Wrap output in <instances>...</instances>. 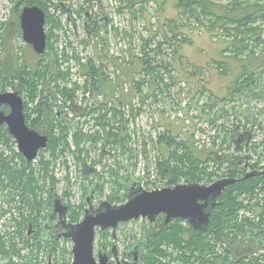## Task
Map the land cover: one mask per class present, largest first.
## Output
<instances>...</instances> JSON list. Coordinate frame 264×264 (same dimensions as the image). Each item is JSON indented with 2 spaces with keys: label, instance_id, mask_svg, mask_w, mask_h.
<instances>
[{
  "label": "flooded vegetation",
  "instance_id": "obj_1",
  "mask_svg": "<svg viewBox=\"0 0 264 264\" xmlns=\"http://www.w3.org/2000/svg\"><path fill=\"white\" fill-rule=\"evenodd\" d=\"M261 2L262 5H259L260 10L257 12L258 15H264V0ZM65 4L67 5L66 2L58 4L52 2V7L54 8H50V12L45 11L41 7L46 13L45 30L47 37L50 31V19L48 20V15L49 18L51 17L50 15H54L53 18L61 20L63 24L64 22L72 24L74 31L79 33L80 28H82L80 27L81 22L76 23L74 21L75 19L72 16L73 10V14L77 16L78 20L81 19L82 21L84 19V31L94 41L96 49V55L93 57L94 65L97 68H101V73H104L113 64V61H116L118 69H120L124 58L127 59L126 54L121 52L122 55L120 57L112 56L109 50L111 47H106V43L102 39L105 38L109 42L112 31L116 36L120 32V37L117 36L120 41L127 37L125 32L118 30L119 25L123 24L122 18L120 24H116L113 16L110 15L112 9L123 8L124 10H128L126 3L121 0H80L79 2H70L69 7L65 6ZM32 5L39 6L38 4L18 2L13 8L10 20L0 17V23H2L0 24L1 63H4V56L6 59V52H10L9 48H3L1 43L12 36L22 38L25 46L31 48L39 58L38 60L31 61L25 49V51L19 54V60H14L13 65L11 64V66L6 67L4 63L5 67H0V72L5 74L7 69L9 75L4 83L6 88L2 92L0 91V93L18 92L22 96L27 126L35 129L32 127L35 124L34 121H39V124H37V129L39 128V130H35L43 135H47L48 142L45 147L38 150L32 160H28L20 148L18 151L14 150L11 152V154L14 153L13 159H16L20 154L26 158V163H22V160L21 162L14 161L12 164H18L19 168H24V172H22V175H25L23 180L31 186L33 197L31 203L25 202L13 185L9 183L2 185L0 183V220L6 222L4 225L0 224V229H7V234L14 235L15 237L13 244L8 243L6 245L8 250H14L16 242L19 246L25 245L24 264H73L74 241L64 236L57 239V236L63 233L65 231L64 227H66L60 222L61 210L65 206L68 207L66 216H64L66 222L79 223L84 220L91 206L95 209L104 202H108L113 206L125 204L128 201L127 194L130 185L138 181L140 187L143 186L142 188L146 191L169 186L173 187L175 183L188 185L193 183H188L187 179L182 178H178L177 180L167 170L166 175L162 174L161 170L158 169L162 165L161 159L159 160L160 166H157V169L163 175V178H165L163 183L150 182L147 179L148 175H144L143 179L138 177L127 179L119 174L116 168H123L125 171L130 172L129 168L123 167L121 163L114 167L108 164V161L112 158L114 160L115 158H123L128 153L127 151L119 153L117 147L76 145L73 148L69 145L67 147L49 145L50 136L52 137L51 131L56 136H60L55 128L56 124L50 126L46 123L45 116L47 115L40 116L36 108V105L40 101H35L34 99L28 100L26 97L27 92H25L33 71L36 70L37 72L41 68H43L42 70L46 68L45 66L48 64L49 59L48 55L55 57L54 51L48 45L46 51L43 54H39L31 44H27L24 40L20 12L23 7ZM257 14L251 17H256ZM88 17H90L89 22ZM257 23H263L262 19L258 22H253L254 25H257ZM63 37L64 35H59L58 41ZM105 53L106 55H104ZM249 53L255 52L251 50ZM260 56H262L264 62V50L261 51ZM252 66H256L257 69L245 67V70L240 71L239 75L234 79L233 84L227 85L226 91L229 92V98L232 100V103L229 104L228 111L223 106H220V112H218V130L221 139L220 148L228 151L231 157L230 161L237 160L238 165H243L245 170H248L252 163L255 162V156L253 157L251 154L264 148V132H261V127H264V112H261L264 111V106L254 103L255 98H264V66ZM51 80L47 76L44 79H40L41 82ZM160 86L161 83L156 82L151 88H158ZM54 95V98L49 99V101L45 100L46 102L44 103L46 104L45 106L52 107V114L49 118H52V120L59 119L78 129L76 119L70 116L72 112L78 114L75 105L68 104L66 107L65 104L60 103L56 92ZM27 101L29 102L27 103ZM0 111H3L5 115H10L12 106L1 103ZM46 113H48V109ZM237 127L238 130H235ZM5 132L10 137H13L14 141H16L15 143L18 144L16 137L10 132V126L7 122L0 124V136ZM69 132L70 129H66L67 138H70ZM261 134L263 135L261 136ZM76 135L80 139L78 143H82L87 137V134L79 130H75L73 139H77ZM70 165L74 168H79L78 175L82 181L81 191L84 194L80 200H78L80 193L78 196V186L76 183L70 180L66 184L64 182L65 177H67V175L64 176V167L70 169ZM18 166L14 169L18 170ZM146 173L150 174V172ZM94 177L96 178L94 179ZM196 183L204 184L203 181ZM72 192H74L76 200L73 199ZM220 202L222 200L219 197L218 204ZM7 217L11 219L8 220L6 219ZM166 219V213L162 212L153 216V218L141 216L138 219L133 218L128 221H119L116 226L107 227L106 230L97 226L94 241L96 263L134 264L137 261L138 264H189L191 261H194L197 264H238L242 254H251L253 256L258 254V248L254 250V243L246 242L242 245L241 239L234 234L231 236L222 235L221 239L225 241L223 242L220 241V238L218 240L217 233L211 234L209 232L210 225H208L206 231L197 233L185 219L175 218L172 221H167ZM178 221H180L183 227L187 228L184 233L181 236L173 235L174 237L169 240L167 238L163 239L162 234L176 229ZM137 223L142 225L140 233L135 230V232L127 233L129 229H135V226H137L135 224ZM16 229H23V234L15 235L14 231ZM0 233L5 235L6 231L0 230ZM195 234H197V237ZM197 238L199 241L203 239V242L205 239L204 244L207 243L210 247L216 248V253L210 252L214 256L212 262L207 257L205 258V256L199 257L197 255L201 247L193 244V240ZM64 240L73 243V246L69 248L72 249V252L68 251L65 253L67 259L62 253H59L56 258L53 257V253L49 251L50 248H55ZM155 245L159 246L161 253H153V251L157 250ZM18 254L14 250L11 257L5 256V258H0V264H13V260L18 257ZM101 255L105 257L103 260L101 259Z\"/></svg>",
  "mask_w": 264,
  "mask_h": 264
},
{
  "label": "rangeland",
  "instance_id": "obj_2",
  "mask_svg": "<svg viewBox=\"0 0 264 264\" xmlns=\"http://www.w3.org/2000/svg\"><path fill=\"white\" fill-rule=\"evenodd\" d=\"M210 1L212 2L209 5L222 15L226 13V8L232 7L231 0ZM147 5L148 9L141 11L128 10L124 14L116 11L113 15L122 18L123 24L119 25L118 30L128 32V36L120 41L112 31L108 43L111 44L110 54L120 57L121 50H123L129 61L127 63L122 61L119 69L121 70L120 73L113 78H108L102 85L94 88L93 91L98 92L100 90L107 95L118 98L113 97L111 99L112 112L106 119L97 121L84 119L88 125L87 130H105L102 139H93L97 144H105L104 142L108 138L106 134L112 133V138H110L112 140L115 139L114 135H123L124 138L120 137V143L114 144H118L117 147L129 149L126 150L128 152L127 157L123 156V158H115V160L112 158L108 161V164L114 167L121 163L123 167L129 168L130 172L125 171L123 168H116L119 174L127 179L131 177L143 179L144 175H148L147 179L150 182H158V184L164 182L163 173L158 172V169L161 170L159 160L168 158L172 150L169 139L162 140L160 138L164 132L166 133L163 135L166 137L176 136L178 140L186 142L188 146L186 149L189 148L202 162L200 163L201 168H207L208 177H203L202 180L204 184L209 185L217 180L229 178L228 176L222 177L224 171L230 169L231 157L227 150L220 148L221 139L219 137V119L217 115L220 112V106L228 111L227 108L232 100L229 98L230 95L226 88L227 85L233 84L239 72L245 70V67L257 69L256 66L252 65L264 66L263 58L260 56L264 46L261 45L256 48L252 40L249 39L252 47L249 50H243L242 53L237 52V49L242 45L241 41L238 38L236 39V36L240 33L235 30L234 23L205 12H203L200 20L188 19L186 15L187 8L182 5L181 0H149ZM14 6L13 0H0V17L10 20ZM192 9L202 11L201 6L194 5ZM232 12V10L227 11L230 14ZM54 19L58 20L57 18ZM262 22L264 21L262 20ZM169 25L174 26L176 38L172 40V43L174 50L179 49L177 52L173 50V47L169 48L168 43H165V36L169 37ZM83 26L84 20L81 21L80 27L82 28L80 30H84ZM54 31L60 33L61 30L55 29ZM70 38L76 42L75 51L81 58L86 51L92 50L91 40L81 42V39L88 38L87 34L78 39L70 33ZM52 43L55 57L48 55V64L51 65L49 66L50 72L44 73L52 80L42 83L41 78L38 79L37 95L33 99L42 101L44 95L47 96L48 91L53 87L61 98L60 90L57 87L60 85L61 87L65 86L66 90L73 89L72 92H69L71 96L68 97V101H81L83 94L80 91L87 83L83 74L84 67L81 65L78 69L73 67L71 70L70 68L67 69V65L63 64L60 56V41L54 38ZM158 43L164 44L165 48L163 53L159 52L160 54L155 57L156 76L163 78V81L160 82L161 86L158 88H148L147 85H141L143 78L146 77L148 81L151 77L148 74L145 75L141 59L144 53L150 52L151 48L158 52ZM1 44L3 48L8 47L10 50L9 53L6 52V59L4 56L6 66L13 65L14 60L18 61L19 54L25 49L31 61L39 59L31 48L25 46L22 38L12 36ZM251 50L255 53H249ZM56 51L61 57V69L66 73L69 72V78L66 80L58 77L60 68L56 60ZM160 61L165 66L170 62V68L167 69L162 66V63H159ZM113 71L115 70H111V72ZM81 76H83V80ZM140 85L143 86L142 89ZM25 92L30 91L25 90ZM116 92L117 96L115 95ZM26 97L27 99L32 98L28 95ZM224 98L226 99L224 100ZM90 101H92L91 98L83 106L88 107L90 109L89 114L92 115L96 111L97 102L90 103ZM123 102V108L128 114V121L125 117L121 118L119 114ZM254 103L264 106V98H255ZM114 109H116L117 115ZM63 127L65 130L69 129L66 124ZM55 128L61 136L60 128ZM126 129H129L127 136L124 135ZM261 129V132H264V127H261ZM70 132L73 133V130L70 129ZM66 141L69 145L70 138L66 137ZM73 142L76 145H82L76 139H73ZM8 145H11V143L9 142ZM4 150L7 154L11 153L12 150H15V143L12 141L11 148L4 147ZM251 155L255 156V162L246 171L260 170L264 172V148ZM14 160L18 162L19 160L22 161V158L18 156ZM78 170V167L74 168L72 165H70V169L64 167V176L67 175L64 182L66 184L70 180L76 183L78 186L77 195L79 196L80 193L78 200H80L84 194L81 191L82 181L78 175ZM146 172H150V174ZM262 176H264V173ZM260 185L259 188L263 187L262 190L258 188L253 194L245 190L241 193L236 190L235 197L242 203L238 211L241 219L251 218L256 223L259 222L260 225L264 226V181ZM72 196L76 200L74 192H72ZM135 225H137L135 229H129L127 233L135 231L140 233L142 225L138 223ZM0 230L7 231V229ZM122 233L125 235L124 232ZM72 246V242L64 240L55 248H50L49 251L53 253L52 255L55 258L59 253H62L66 258L65 253L72 252V249H69ZM14 250L19 254L13 260V264H24L25 245H16ZM14 250L6 248V254L2 253L0 258H5L7 253L14 252ZM263 254L264 249L261 252L259 251L256 257L260 258ZM189 264L197 263L191 261Z\"/></svg>",
  "mask_w": 264,
  "mask_h": 264
},
{
  "label": "trees",
  "instance_id": "obj_3",
  "mask_svg": "<svg viewBox=\"0 0 264 264\" xmlns=\"http://www.w3.org/2000/svg\"><path fill=\"white\" fill-rule=\"evenodd\" d=\"M15 4L18 2L22 3H28V4H38L40 7H42L45 11L50 12V8H52V0H13ZM124 3H126V6L128 7V10L132 11H141L144 9H148L147 3L149 0H121ZM262 0H231L230 3L232 7L226 8V13L224 15L218 13L217 10H214L212 6L209 5L210 0H181L182 5H184L187 9L186 15L188 19L195 18L197 20H200V18L203 15V12L207 14H214L217 17H222L223 20L229 21L234 23L236 26V31L237 33H240V35L236 36V39L238 38L241 42V47L237 49V52L242 53L243 50L250 49L252 47L251 42H249V39L252 40V42L255 44V47L257 46H264V22L263 23H257V25H254L253 22H258L260 19L264 21V15H258L257 12H259V5H262ZM201 6L202 11H198L196 9H192L193 6ZM123 8H118L116 11L122 12L124 14L125 11ZM233 11L231 14L227 13V11ZM115 11V10H114ZM115 11V12H116ZM257 14L256 17H251L252 15ZM49 18L48 15V20L50 19V31L48 33V39H47V45L50 47L51 50L54 49L53 47V39L56 38L57 40L59 39L60 33H57L54 31L55 29L62 30L65 35H67L68 29L65 26V24L62 23L61 20H55L52 15ZM117 28V27H116ZM170 32L169 37L165 36V43L169 44V48L173 47L172 40H175L176 36L174 33V26L169 25ZM115 30V28H113ZM117 30V29H116ZM118 32V31H117ZM128 36V32L126 33ZM134 32L132 33V35ZM118 37H120V32L117 34ZM89 40L88 38L84 40ZM106 43V47H111V44H108L109 42L106 41L105 38L102 39ZM150 41V40H149ZM186 41V40H185ZM158 52H156L155 49L151 48L150 52L144 53L142 56V66L144 68V73L145 75L148 74L151 76L147 81L146 77L141 80V85L145 86L148 85L149 88L152 87L154 83H160L163 81V78L157 77V72H156V67H155V57L157 54H160L159 52L163 53L165 51L164 44L158 43L157 45ZM174 50V47H173ZM179 49L174 50L177 52ZM124 52L123 50H121ZM253 51V50H252ZM125 53V52H124ZM64 55V54H63ZM106 55V53L104 54ZM51 56V55H49ZM63 59L68 58L66 56H61ZM59 53L56 51V60L58 67L60 68V74L58 77L60 79H68L69 78V72H64L61 69V62ZM79 58V57H77ZM80 59V58H79ZM125 63H127L129 60L124 58ZM0 61V67H5L4 63H1ZM159 63H162L161 61ZM170 62L168 65H164L162 63V66H165V68H170ZM114 68L118 70V66L116 64V61H113ZM8 66V65H7ZM6 66V67H7ZM49 64H47L44 70L43 68L37 70H34L33 73L31 74L30 78V83L28 86L25 88L26 90H29L30 92H27L26 95L29 97H32L28 100H32L33 97H35L37 86H38V79L46 77L44 73L50 72L49 69ZM84 67L83 74L86 77V82L84 84L85 91H88L92 88H96L99 85L97 83L102 84L105 80H107L109 77L108 75L104 72L101 73V68H97L94 65L93 62V57L88 58V62L86 64H82ZM40 71V72H39ZM43 74V75H42ZM9 72L6 69V73L3 74L0 72V91L2 92L5 90V82L8 79ZM158 78V79H157ZM44 83V81L42 82ZM91 84V85H89ZM141 89L143 86H141ZM58 89L60 90L61 97L62 99L67 102L68 97L71 96L69 95V92H72L73 89L66 90L65 86L61 87L60 85L57 86ZM77 87V86H76ZM52 96V89L48 91V95H44V98L40 103L36 105L37 111L40 116H44L46 114V123L50 126L55 125V127L61 128V136H56L53 131L52 132V137L50 136L49 140V145L50 146H63L67 147V141H66V130L63 127L64 124L67 125L69 128V124L66 122H63L59 119L52 120V118H49L50 115L52 114V107L45 106L44 104L47 100L51 99ZM29 101H27L28 103ZM48 113H46L47 109ZM28 112V111H27ZM218 117V115H217ZM34 125L32 126L33 128L37 129V124H39V121H34ZM39 130V128L37 129ZM235 130H238V127L235 128ZM166 132L162 133L161 139L164 140L166 138L169 139V144L171 145L170 147L172 148L169 157L164 158L162 160V165H161V172L164 173L165 175L168 172L172 173V177L175 176L178 180V178L182 179H187L188 183H193L195 184L196 182L202 181L203 177H208L207 176V168L202 167V163L192 152L191 150L186 149L187 143L184 141H180L177 139L176 136H169L166 137L165 134ZM97 138L102 139L104 136L98 132ZM108 137L107 140L103 144L104 146L111 145V147L115 148L118 146V144L114 143H120V137L124 138L122 134L120 135H114L115 139L112 140V133L111 134H106ZM168 136V135H167ZM12 138V139H11ZM76 141L79 142L80 139H78V136L76 135ZM112 140V141H111ZM12 141L15 143L14 138L10 137L7 132L3 133L2 136H0V183L2 185H6V183H9L13 185V187L17 190L18 194L21 196L23 201L31 203L32 201V190L31 186L27 183L24 182L23 178L25 175H22V172H24V168H19L18 164L13 165L12 163L15 161L13 159V154L9 153L7 154L4 150L5 148H11L12 146ZM11 143V145H8V143ZM120 145V144H119ZM14 150H12L13 152ZM20 157L22 158L23 162L26 163V158L20 154ZM23 165V164H22ZM13 166V167H12ZM18 166V170L14 169L15 167ZM167 170V171H166ZM247 171L244 169L243 165H238V161H231V166L229 170L224 171L222 177H230V178H236L238 179L237 182L234 184H231L226 187L224 190L223 194L220 196V199L222 202H220L212 211L211 217H210V230L209 232L212 233H217L218 235V240L220 238V241L225 242L223 239H221V236H231L234 234L236 237H239L241 239V244L244 245L246 242L248 243H254V250L258 248V253L259 251L261 252L262 249H264V226L260 225L261 223H256L253 221L251 218H244L241 219V216L238 215V211L240 210V207L242 206V203L238 201L235 197V191L237 190L238 192L242 191H249V193H254L256 190H258L260 184H262V181H264V176L261 175H256L252 177L245 178ZM212 181H214L212 179ZM263 187L259 188V190H262ZM10 196V195H9ZM185 229H187L185 226L183 227L178 221L176 223V229H172L171 231H167L162 234L163 239L167 238L168 240L172 237L173 235L181 236L182 233H184ZM189 229V228H188ZM15 235L23 234V229H16ZM172 234V235H170ZM197 237V234H195ZM202 236V235H201ZM14 235L6 234L2 235L0 233V253H5L6 254V245L8 243L13 244L14 240ZM203 239L201 241L197 239L193 240V244L197 245L200 247V250L198 251V256L199 257H207L210 262H212V258L214 257L211 253H216V248L210 247L207 243L204 242ZM181 243V242H180ZM179 243V244H180ZM202 243V244H201ZM204 244V245H203ZM17 245V242H16ZM157 250L153 251L154 254L157 252H160L159 246L157 247ZM161 253V252H160ZM13 252L7 253V257H11ZM209 254V256H208ZM258 255V254H257ZM253 256L251 254H246V255H241L240 256V262L238 264H264V254L260 256V258H257L256 256ZM219 264V263H218Z\"/></svg>",
  "mask_w": 264,
  "mask_h": 264
},
{
  "label": "water",
  "instance_id": "obj_4",
  "mask_svg": "<svg viewBox=\"0 0 264 264\" xmlns=\"http://www.w3.org/2000/svg\"><path fill=\"white\" fill-rule=\"evenodd\" d=\"M20 20L24 40L31 44L39 54H43L47 48L45 11L36 5L25 6L20 12ZM89 20L90 17H88V22ZM1 103L10 104L12 112L10 115H5L3 111H0V124L4 122L9 124L10 132L16 137L20 150L28 160H32L38 150L47 145L48 136L27 126L24 116V101L18 92L0 93ZM263 173L260 170L248 171L245 178ZM237 180L230 177L223 178L210 185L175 183L173 187L152 191L144 190L140 187L139 182H136L130 185L127 194L128 201L125 204L113 206L104 202L95 209L91 206L84 220L79 223H67L64 216H66L68 207L60 209V222L66 227H64L65 231L57 236V239L64 236L74 241L73 264H97L94 257L97 226L106 230L107 227L116 226L119 221L138 219L141 216L153 218L163 212L167 215V221L182 218L188 221L195 232H204L208 228L211 213L218 204V198L227 186L234 184ZM173 182L175 181L173 180ZM104 258L101 255V259ZM101 264L107 263L102 262ZM134 264H138L137 261Z\"/></svg>",
  "mask_w": 264,
  "mask_h": 264
},
{
  "label": "built area",
  "instance_id": "obj_5",
  "mask_svg": "<svg viewBox=\"0 0 264 264\" xmlns=\"http://www.w3.org/2000/svg\"><path fill=\"white\" fill-rule=\"evenodd\" d=\"M73 1L79 2L80 0H52V2L55 3V4H58L60 2H66L67 5L65 4V6H67V7H69L68 5L70 4V2H73ZM52 8H54V7H52ZM114 10L116 11V9H112L111 10V14L110 15L113 16L116 13ZM72 16L74 17V19H75L74 21L76 23H80L81 22V19L78 20L77 16L73 14V10H72ZM113 18H114L116 24H120L121 18L114 17V16H113ZM82 20H84V19H82ZM64 24L67 27V29H69V32H67V35H65L62 30L60 31V34L64 35V37L60 40V44H59V46H60V54H61L60 56L68 57V58H64V59L62 58V62H63L64 65H67V69L70 68V70H71L72 67L75 68V69H78V68H80V66L82 64H86L88 62V58L89 57H95L96 49L94 47V41H92L90 39V37L87 35L88 39L91 40L90 45H91L92 50L89 51V52L86 51L85 54H82L83 57L81 58L80 55H78L76 53V51H75V47L74 46H75L76 42H74L70 38V33H72V35H74L78 39L81 38L84 34H87V33L84 30H79V33H76L74 31V27H73L72 24H68V23H65V22H64ZM85 39H87V38L81 39V42L84 43ZM64 41H65V43L63 44ZM120 44H121V42H120ZM121 55L122 54H120V56ZM77 57H79L80 59L77 58ZM113 69L115 71L111 72V70H113ZM120 72H121V70H119V69L116 70V68H114L113 65H110L108 67L107 71H105V73L109 76V79H110V77L111 78L115 77ZM81 78L83 80V76H81ZM89 85H91V84H89ZM97 85L100 86L102 84L97 83ZM92 89L94 90V88H92ZM93 90L91 91V89H90L88 91H85V88L83 87L81 89V91H80L83 94L82 97H81V101L76 100L75 102H71V101L65 102L62 99V97L60 98L59 93L56 92L57 93V97H58V99H59L61 104H65V106L68 105V104H70V105L74 104L75 107H76V112L78 113V114H76V113L72 112V114H70L71 118H73V119L75 118L76 121H77V124H78V129H76L75 126H72V125H70V127H69V129L73 130V133L69 132L70 133V144H69V146H71L73 148L76 147V143L73 142V135L75 133V130H79V131H82L83 133L87 134V137L82 142V146H93V145H95V146H104L103 144H97V142H94L93 139L97 138L96 134L98 132H100L101 134L104 135L105 134V130H100V131L87 130V126L88 125L84 121V119L95 120V121L106 119L108 117V115L112 112V109L110 107L111 99L113 97L114 98H118V97L107 95L105 92L100 91V90L98 92L97 91H93ZM52 92L53 93H52L51 98H54L55 97V95H54V93H55L54 87L52 88ZM115 95L117 96V92L115 93ZM89 98L92 99V101H90V103H92L93 101H94V103L97 102L96 111L92 115L89 114L90 109L88 107H84L83 106V104L88 103V99ZM122 100H124V99H122ZM123 105H124V102L121 104V107H120V110H119V114L121 115V118L125 117L126 121H128L129 120L128 119V114H127V111L124 110ZM115 110L116 109H114V112L117 115ZM128 133H129V129L124 130V135L125 136H127ZM90 143H92V144H90ZM106 147L111 148V146H109V145L106 146ZM117 148H118V152L122 151L123 153H125L126 150H129V149L124 148V147H117ZM15 150L16 151L19 150V145L17 143H15ZM127 154H126V157H127ZM113 160H114V158H113ZM18 162H21V160H19ZM6 219L10 220L11 218L7 217ZM0 224L4 225V224H6V222L4 220H0Z\"/></svg>",
  "mask_w": 264,
  "mask_h": 264
}]
</instances>
